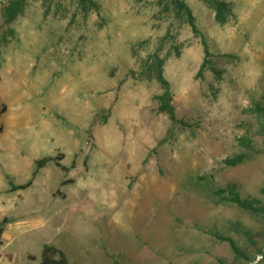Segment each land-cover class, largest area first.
I'll return each mask as SVG.
<instances>
[{"label": "rangeland", "instance_id": "rangeland-1", "mask_svg": "<svg viewBox=\"0 0 264 264\" xmlns=\"http://www.w3.org/2000/svg\"><path fill=\"white\" fill-rule=\"evenodd\" d=\"M92 1L0 0V264H264V0Z\"/></svg>", "mask_w": 264, "mask_h": 264}, {"label": "trees", "instance_id": "trees-1", "mask_svg": "<svg viewBox=\"0 0 264 264\" xmlns=\"http://www.w3.org/2000/svg\"><path fill=\"white\" fill-rule=\"evenodd\" d=\"M24 1L25 0H13V4L10 8V13H9L10 16H12L14 13H16L21 8ZM202 1L213 4L214 9L216 11V15H215L216 20L220 23L225 22L224 13L227 7L225 2H223L222 0H202ZM79 2L85 8H87L88 6H92V5L94 6L92 0H79ZM173 3L179 11H184V13L187 16L188 23L191 26L192 31L196 34L199 33L196 27L195 21H194L193 13L191 9L189 8V6L180 0H173ZM203 45L205 47L206 57L204 59V62L201 66L199 73L202 72L203 68L208 63L209 51H208V47H207L205 40H203ZM156 65H157L156 78L163 89V94L160 96H157L156 98L159 103L157 110L159 112L167 113L170 116L171 120L173 122H176L175 115H174V107L171 104L172 95H171V90H170V83L165 78L164 73H163V60L157 57ZM258 109L260 110L261 108L258 107ZM261 110H263V108ZM6 112H7V106L1 101V98H0V133L3 131V125H2L1 120ZM244 159H245L244 155L241 154L234 158H226L223 160V162L227 167H234L242 163ZM54 160L55 158L53 157H45V158H42L36 161L33 177L37 174L39 169H41L47 162L54 161ZM56 164L62 170L67 171V168L61 165L59 162H57ZM31 184H32V180H29L27 183L21 184V185H14L12 182H10L11 191L26 189L30 187ZM236 188L237 187L235 184H231L225 187H218L215 190V194L221 197L223 201L232 203L241 209L251 211L252 213H255V214H262V213L264 214V208L257 201L242 198ZM6 222H7L6 219H3L2 221H0V244H1V235L4 231V224ZM218 238L220 240L227 241L232 247V249L235 252H238V248L236 247L235 243L230 238H226L222 236H218ZM39 264H70V263L64 251L52 245H45L42 251V257H41V261Z\"/></svg>", "mask_w": 264, "mask_h": 264}]
</instances>
